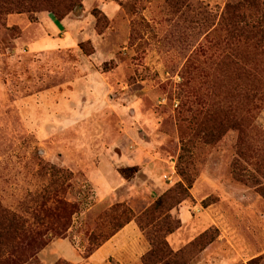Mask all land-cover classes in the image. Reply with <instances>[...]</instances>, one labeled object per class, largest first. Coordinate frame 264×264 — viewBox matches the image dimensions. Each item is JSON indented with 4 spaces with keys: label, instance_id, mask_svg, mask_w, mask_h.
Here are the masks:
<instances>
[{
    "label": "rangeland",
    "instance_id": "rangeland-1",
    "mask_svg": "<svg viewBox=\"0 0 264 264\" xmlns=\"http://www.w3.org/2000/svg\"><path fill=\"white\" fill-rule=\"evenodd\" d=\"M199 1L219 18L227 0ZM204 30L194 0L2 16L0 203L50 246L35 264H91L90 234L96 243L127 220L132 255L106 264H143L150 245L135 218L177 184L189 197L155 214L180 220L172 249L212 236L189 264H264V103L253 127L219 135L227 78Z\"/></svg>",
    "mask_w": 264,
    "mask_h": 264
},
{
    "label": "trees",
    "instance_id": "trees-1",
    "mask_svg": "<svg viewBox=\"0 0 264 264\" xmlns=\"http://www.w3.org/2000/svg\"><path fill=\"white\" fill-rule=\"evenodd\" d=\"M194 1L205 35L216 37L214 46L219 57L215 67L227 78L217 88L223 97L214 104L221 113L229 111L231 114L230 117H221L223 123L220 124L219 135L228 129L242 133L253 127L254 112L264 103V0H227L219 18L207 5ZM81 7L82 0H0V19L14 12L47 11L55 19L62 20ZM252 7L262 15L249 18L247 11ZM188 197V186L177 184L157 197L149 211L135 218L150 245L142 256L143 264H189L215 239L210 236L204 240L205 235H201L177 250L171 248L166 237L180 227V220L167 214L160 217L155 214L178 206ZM114 233L96 243H93L94 235L91 233L88 241L92 246L85 249L82 258L87 259ZM46 243L39 229L0 203V264H35L36 254Z\"/></svg>",
    "mask_w": 264,
    "mask_h": 264
},
{
    "label": "crops",
    "instance_id": "crops-1",
    "mask_svg": "<svg viewBox=\"0 0 264 264\" xmlns=\"http://www.w3.org/2000/svg\"><path fill=\"white\" fill-rule=\"evenodd\" d=\"M39 92H37L36 97L33 96L32 100L37 98V103L40 99V105L42 109L45 106V96H43V91H41V96L39 98ZM31 97H27L26 99L29 100ZM38 111V107H37ZM26 125H29L30 123H25ZM42 124L44 122L42 121ZM41 124V130H43V125ZM33 127H35L33 125ZM35 130H39V126L35 127ZM187 211V210H186ZM134 226L132 223L126 224L124 227H122L120 230H118L116 233H114L108 240H106L102 245H100L87 259L86 262H90L91 264H106L109 260H123L128 259L129 255H132V240L129 238L130 233H135ZM130 232V233H128ZM136 237V236H135ZM50 247V246H48ZM48 247L42 249L40 252L42 253V256H46L45 253L48 251ZM63 254H53V258L57 257H63L65 259L69 258ZM82 259V257H81ZM72 264H77L78 262H73L69 260ZM122 261V262H123Z\"/></svg>",
    "mask_w": 264,
    "mask_h": 264
}]
</instances>
